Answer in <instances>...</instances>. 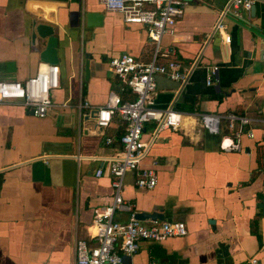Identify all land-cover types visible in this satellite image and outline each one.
Masks as SVG:
<instances>
[{
    "label": "crops",
    "instance_id": "0c3cea01",
    "mask_svg": "<svg viewBox=\"0 0 264 264\" xmlns=\"http://www.w3.org/2000/svg\"><path fill=\"white\" fill-rule=\"evenodd\" d=\"M226 2L189 0L175 34L159 42V52L169 55L159 63L197 60L198 67L185 87L156 77L154 105L180 113V127L161 131L143 160L141 168L157 162L156 186L138 189L130 172L121 196L135 213L157 207L163 222L184 223L187 235L142 242L125 264H264V215L257 207L264 203V128L254 126L253 138L242 136L240 152L225 153L220 137L201 129L197 118L234 113L264 119V0L241 19L224 18L229 44L214 33ZM87 13H101L103 25L86 28ZM34 23L58 35L60 87L51 92L55 106L44 118L18 102L0 104V264H75L76 241L94 244L93 210L112 202L108 159L120 150L124 132L117 117L97 127L80 106L102 107L111 92L125 97L110 59L128 54L149 63L156 44L145 26L125 24L99 0H0V80L24 81L43 63L44 45L31 42ZM210 67L218 71L208 86ZM220 128L225 134V121ZM153 131L154 123L144 126L143 142ZM114 219L125 223L128 214L116 212Z\"/></svg>",
    "mask_w": 264,
    "mask_h": 264
},
{
    "label": "built area",
    "instance_id": "2783aa9c",
    "mask_svg": "<svg viewBox=\"0 0 264 264\" xmlns=\"http://www.w3.org/2000/svg\"><path fill=\"white\" fill-rule=\"evenodd\" d=\"M108 12L121 15L125 24L145 26L148 37L156 44L151 62L142 63L128 54L114 56L109 61V69L120 81L125 83L135 96L133 101L123 102L117 93L108 95L102 107H91L87 101L80 106L88 112L97 127L106 128L114 117L124 124V132L119 138L120 150L108 159V170L112 178L113 199L111 204L93 210L91 223V242L79 239L75 244V264H125L124 257L132 258L142 242L162 243L187 235L184 223L154 221L144 225L135 219L133 204L121 196L122 181L127 173L134 172L135 185L140 190H152L157 184L156 166L153 161L148 168H141L143 160L161 131L176 130L180 127L181 114L171 108L155 107L157 95L156 77L163 76L178 82L182 87L189 85L191 73L198 67L197 60L188 66L168 59L159 63V58H169L168 53L159 52V42L165 35L173 36L174 27L183 17L189 0H99ZM256 0H227L214 26L224 43H230L224 18L233 15L239 19L242 13L250 14ZM218 67L207 69L206 84L211 85L217 75ZM60 87L58 65L42 63L36 73L24 81L0 80V104L18 102L33 111V115L44 118L55 106L51 92ZM66 105L63 104L62 107ZM198 122L208 134L220 137L219 149L222 152H240L241 137L253 138V127L262 126L264 119L227 113L197 114ZM226 122V133L221 134L220 122ZM154 123L152 138L143 142L144 126ZM107 145L112 143L106 139ZM98 170L96 176H101ZM116 212L128 214L125 223L114 219ZM129 264H137L131 261ZM155 264V263H151ZM249 264H257L251 259Z\"/></svg>",
    "mask_w": 264,
    "mask_h": 264
},
{
    "label": "water",
    "instance_id": "95a60500",
    "mask_svg": "<svg viewBox=\"0 0 264 264\" xmlns=\"http://www.w3.org/2000/svg\"><path fill=\"white\" fill-rule=\"evenodd\" d=\"M255 9V6L251 8V11ZM86 28L93 29L97 27H101L103 25V15L101 13H87L85 16ZM31 42L32 45L41 46L44 45V48L40 52V60L43 63H47L49 65H56L59 62L58 58V49H59V38L55 29L45 24H33V29L31 33ZM85 78L89 77V60L85 61ZM218 85L216 89H218ZM33 114V111L31 110ZM259 209L262 210L264 215V203H260L257 205ZM135 219L139 221H164V216L162 211H160L157 207H153L151 212H142L136 213Z\"/></svg>",
    "mask_w": 264,
    "mask_h": 264
},
{
    "label": "trees",
    "instance_id": "16d2710c",
    "mask_svg": "<svg viewBox=\"0 0 264 264\" xmlns=\"http://www.w3.org/2000/svg\"><path fill=\"white\" fill-rule=\"evenodd\" d=\"M121 93L123 94V95H125V97H122V95L120 96V98H121V100L123 101V102H126V101H133L134 99H135V96L132 94V92H131V90L127 87V85L124 83V85H123V87H122V91H121ZM256 226V225H255ZM254 232H256L255 231V228H254ZM255 234H257L258 236H259V234H258V232H256Z\"/></svg>",
    "mask_w": 264,
    "mask_h": 264
}]
</instances>
